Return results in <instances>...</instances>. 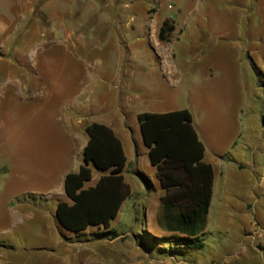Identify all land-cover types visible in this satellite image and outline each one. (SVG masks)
Returning a JSON list of instances; mask_svg holds the SVG:
<instances>
[{
	"label": "rangeland",
	"instance_id": "1",
	"mask_svg": "<svg viewBox=\"0 0 264 264\" xmlns=\"http://www.w3.org/2000/svg\"><path fill=\"white\" fill-rule=\"evenodd\" d=\"M61 8L57 21L73 35L53 51L51 69L80 71L85 83L60 97L62 119L74 108L96 116L104 102L124 101L137 129V113L188 109L220 163L221 194L201 250L151 238L169 234L149 217L156 192L132 176L111 225L121 236L74 242L58 226L57 201L23 190L22 113L11 108L7 125L0 117V167L8 170L0 176V264H264V0H68ZM165 22L174 29L163 42ZM123 72L131 87L121 90ZM132 160L128 175L134 150ZM139 169L154 175L144 160Z\"/></svg>",
	"mask_w": 264,
	"mask_h": 264
},
{
	"label": "crops",
	"instance_id": "2",
	"mask_svg": "<svg viewBox=\"0 0 264 264\" xmlns=\"http://www.w3.org/2000/svg\"><path fill=\"white\" fill-rule=\"evenodd\" d=\"M67 1L0 0V117L1 124L7 125L5 120L10 117L11 108L22 113L18 143L20 182L23 190L27 194L36 193L37 195L46 192L49 200H56L57 205L60 201L68 200L64 188L66 176L70 173H78L85 165L84 150L90 140L86 128L92 123H99L112 129L122 142L128 159L124 176L131 191L133 186L129 178L132 176L138 184L137 178H140L141 173L139 163L144 160L145 164L151 166L154 175L151 178L146 175L145 177L151 182V189L156 192V195L152 197V203L147 204L146 207L155 209L149 213V217L158 223L161 209L160 197L165 194V191L157 179L156 167L150 163L149 149L143 142L138 120V115L141 113L134 115L138 121L137 129H133L130 123V115H132L130 103H127V110H125L124 101L113 106L104 102L101 107L102 114L96 116L85 108L80 110L74 108L71 113L69 112L66 120L62 119L63 108L60 97L66 93L67 87L76 90L79 86L85 85L83 79L78 77H81L80 71L53 74L51 69L53 51L62 47V44L73 35L71 28L57 21L62 13L61 6ZM15 36L16 39H14ZM50 36L52 39H49ZM129 74L123 72L120 79L123 85L121 90L131 87L130 83L124 81ZM62 80L65 81L64 84ZM173 111L177 110L151 113ZM204 146L206 149L204 160L213 166L215 174L211 211L215 200L220 198L223 173L217 158L209 156L207 147L205 144ZM133 150L136 165L131 169L132 174L128 175L129 166L133 161ZM90 167L92 180L87 186L95 185L103 175L109 173L96 169L92 164ZM239 168L242 169V166ZM7 171L5 166L0 167V176L7 174ZM144 185L147 187L145 183ZM149 198L151 197L147 195L145 201ZM25 200V205L31 206L30 197ZM124 205L125 202L122 204L118 217ZM58 226L62 228L59 222Z\"/></svg>",
	"mask_w": 264,
	"mask_h": 264
},
{
	"label": "trees",
	"instance_id": "3",
	"mask_svg": "<svg viewBox=\"0 0 264 264\" xmlns=\"http://www.w3.org/2000/svg\"><path fill=\"white\" fill-rule=\"evenodd\" d=\"M173 27L165 22L159 39L166 42ZM144 145L156 167V176L165 194L160 197L159 228L169 235H151L155 241L172 240L187 248L201 250L208 225L214 185V169L205 162V146L188 109L168 113L145 112L138 115ZM86 131L90 137L84 150L85 165L65 179L68 200L60 201L56 219L60 226L74 233V242L115 240L121 236L112 229L122 204L131 190L124 172L128 159L122 142L106 125L92 123ZM92 164L109 172L91 186ZM147 188L151 182L140 173ZM95 230L91 233L88 231ZM150 236V235H149Z\"/></svg>",
	"mask_w": 264,
	"mask_h": 264
}]
</instances>
